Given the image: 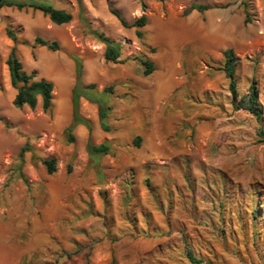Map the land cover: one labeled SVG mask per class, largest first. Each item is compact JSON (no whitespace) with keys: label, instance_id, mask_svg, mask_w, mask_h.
<instances>
[{"label":"rangeland","instance_id":"1","mask_svg":"<svg viewBox=\"0 0 264 264\" xmlns=\"http://www.w3.org/2000/svg\"><path fill=\"white\" fill-rule=\"evenodd\" d=\"M35 1L64 9L72 19L57 25L40 11L0 9V114L10 123L6 127L0 121V141L8 149V153L0 156V193H7L9 186L14 185L18 168L22 166L15 149L18 142L34 156L40 159L53 156L56 162L68 159L65 151L73 145L66 141L64 132L51 129V109L43 111L40 98L34 109H19L10 101V91L1 93L8 78L5 59L13 45L6 34L7 27L17 35L16 55L24 68L39 77L41 71L54 72L51 55L59 60L64 57L81 60L91 53H100L102 45L92 30L104 32L120 48L138 53L147 49L144 41L154 30L179 31L182 36L197 30L195 20L187 25L192 11L186 13V9L192 4H209L211 8L201 13L206 14L205 18L202 16L203 29L207 28V14L216 16V29L229 25L235 35L231 49L241 55L235 72L236 99L228 87L213 91L216 95L205 90L196 99L188 95L186 88L178 90L176 95L185 104V117L196 112V120L205 133L200 146L193 135L188 140L190 146L201 149L194 155L195 164L179 167V181L173 193L168 184L163 191L143 193L144 196L119 193L118 200L122 198L126 206L124 213L117 215L116 230H112L115 215L110 214L111 199L106 193L107 207L103 209V217L96 219L102 217L103 230H107L102 238L87 237L85 244L91 253L97 254L95 264H264V0H111L112 7L128 25L140 15L146 16V24L139 28L141 38L135 35L136 27L120 24L109 12L106 0ZM36 36L47 42L57 41L59 49L32 47ZM85 63L87 71L97 65L90 60ZM67 68L69 74L70 67ZM60 73L59 82H62L65 70L60 69ZM252 84L257 90L259 119L245 109H236L237 100L248 93ZM89 94L102 104L110 103L113 98L110 92ZM56 111L61 112V107L57 106ZM78 138L80 145V131ZM102 158V154L92 153L89 160L97 165ZM27 179L29 210L41 217L51 207L49 196L34 193L37 182L28 175ZM89 203L86 206L93 211L92 201ZM80 207L76 206L78 212L73 214L78 223L85 222L89 215L80 213ZM61 216L66 218L62 208Z\"/></svg>","mask_w":264,"mask_h":264},{"label":"crops","instance_id":"2","mask_svg":"<svg viewBox=\"0 0 264 264\" xmlns=\"http://www.w3.org/2000/svg\"><path fill=\"white\" fill-rule=\"evenodd\" d=\"M191 11L186 23L189 25L195 20L197 30L189 31L188 36H182L179 31L154 30L144 41L147 49L133 53L127 47H121L117 63L104 60L105 47L98 41L102 45L100 53H91L79 60L82 84L94 85L99 93L105 87H111L113 98L108 103L107 130L99 120L98 105L79 98L80 121L72 128V142L68 140L66 129L73 120L75 60L65 57L59 60L56 55H51L50 65L54 72L48 74L44 70L37 77L34 72H27L19 59L27 73L53 84L51 129L64 132L66 141L73 145L65 151L69 157L64 158V162H56L54 157L55 169L49 174L43 160L53 156L40 159L27 149L20 159L19 151L25 145L16 144L17 160L22 166L18 168L14 185L9 186L7 193H0V264H95L97 254L91 253L85 242L87 237L102 238L107 230H103L102 220L103 209L107 207L106 193L111 199L110 214L115 215L116 224L112 230H116L119 223L117 215L124 213L126 206L122 198L118 200L119 193L132 192L144 196L143 193L163 191L165 184L173 193L179 181V167L195 164L194 155H198V149L201 152L197 145L205 140V133L196 120V112L189 118L185 117L183 98L176 92L186 88L188 95L196 99L203 96L205 90L214 94L213 91L228 87L222 70V52L232 48L235 35L229 25L216 29L217 17L212 14H207V28L204 30L203 17L206 14L201 15L204 11ZM234 54L239 64L241 55ZM30 59L36 61L31 55ZM87 60L92 64L97 62L90 71H87ZM143 60L153 65V70L147 75L144 74ZM67 66L70 67L69 74ZM60 69L65 70L62 82H59ZM87 73L90 74L84 78ZM57 84L58 89H55ZM9 86L8 73L1 93L10 91L12 102L16 90ZM57 106L61 107V112L56 111ZM3 120L10 126L5 118ZM191 135L198 142L195 147L188 142ZM89 136L95 145H108L100 164L93 165L89 160L86 151ZM5 153L8 149L0 141V156ZM27 175L37 182L34 193L49 196L51 207L41 217L29 210ZM90 200L93 211L86 206ZM78 205L81 206L80 213L89 214L85 222H76L77 216L73 215L78 212L75 208ZM145 207L149 210L148 206ZM61 208L66 218L61 216ZM100 215L102 217L96 219Z\"/></svg>","mask_w":264,"mask_h":264},{"label":"trees","instance_id":"3","mask_svg":"<svg viewBox=\"0 0 264 264\" xmlns=\"http://www.w3.org/2000/svg\"><path fill=\"white\" fill-rule=\"evenodd\" d=\"M109 12L115 16L120 24L123 27L133 26L136 27L135 34L138 38L142 37V33L139 30L140 27H143L146 24V16L144 14L140 15L136 18L131 25H128L125 20L121 17L120 13L112 7L111 0H106ZM3 7H13L17 10L22 9H31L33 11H40L43 15L48 16L50 21L54 24H66L70 22L72 19L71 14L60 8H56L52 4L43 1H35V0H0V9ZM211 8L209 4H192L188 9H186V13L190 12L191 10H198L200 12L205 11ZM245 21L248 22V19ZM92 35L97 39L100 43L104 45V53L103 57L106 62H118L119 57V43L114 42L111 40L107 35H105L101 31L92 30ZM6 34L8 38L13 42V45L5 59V64L8 69L9 73V81L12 88L16 90L15 97L12 101V104L16 108H22L23 106H28L30 109H34L37 105L38 97L41 99V108L43 111H48L51 109L52 106V89L53 84L50 81L45 79H36L34 74L27 73L22 66L21 61L19 60L18 56L16 55V44L18 43L17 35L12 31L10 28H6ZM23 44H27L26 41H21ZM32 47L39 46V47H46L52 51H56L59 49V44L57 41L47 42L43 38L36 36L34 41L31 45ZM224 63L222 66V70L225 74V77L228 79V90L233 99H236L237 90H236V79H235V72L238 66V58L235 56L233 50L231 48L225 49L223 52ZM142 63L145 66L144 74L147 75L153 70V65L148 60H143ZM75 75L76 81L75 85L72 89V114L73 120L71 124L67 127L66 133L68 135V140L70 142L73 141V136L71 134L72 128L74 125L80 121L78 115V104L79 98L83 97L86 100L93 102L98 105V114L99 120L104 130H107L105 125V118L110 111V106L103 102L99 103L95 99L91 97L89 94L90 91L95 92L96 94L99 93L94 85H82L80 81L81 76V62L78 59H75ZM111 92V87H105L102 91ZM236 109H245L251 114H253L257 119L260 118V108L257 99V90L256 86L252 84L248 93L243 95L237 100ZM0 121H3L6 127H9L7 122L3 120L0 115ZM89 134H90V128ZM259 134L263 135L261 131ZM27 147L23 146L19 151V158L21 159L23 153L27 151ZM86 151L90 157L92 153L98 154H106L108 151V145L106 143H101L99 145H95L91 142L90 136L88 137L87 144H86ZM43 163L46 167L47 172L50 174L55 169V158L51 157L48 159H44Z\"/></svg>","mask_w":264,"mask_h":264}]
</instances>
